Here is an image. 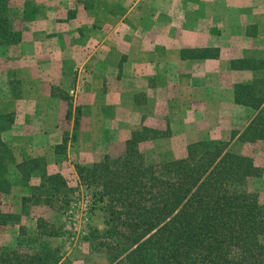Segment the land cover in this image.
I'll return each instance as SVG.
<instances>
[{
  "label": "crops",
  "instance_id": "obj_1",
  "mask_svg": "<svg viewBox=\"0 0 264 264\" xmlns=\"http://www.w3.org/2000/svg\"><path fill=\"white\" fill-rule=\"evenodd\" d=\"M19 1L21 11L32 6L33 17L22 23L9 70L21 80L17 106L26 108L17 120L34 124V139L38 133L45 140L54 132L63 137L70 101L84 109L86 131L98 128L105 137L111 130L125 140L135 126L159 129L162 109L170 110L172 136L158 142L193 127L207 135L202 118L213 117L220 138L230 141L254 115L234 101V84L254 73L232 69L231 61L257 49L264 56V0ZM198 47H217L220 56L182 58L183 49ZM46 124L54 127H37ZM238 137L230 147L264 167V141Z\"/></svg>",
  "mask_w": 264,
  "mask_h": 264
},
{
  "label": "trees",
  "instance_id": "obj_2",
  "mask_svg": "<svg viewBox=\"0 0 264 264\" xmlns=\"http://www.w3.org/2000/svg\"><path fill=\"white\" fill-rule=\"evenodd\" d=\"M32 13L29 4L21 11L14 0H0V45L19 44L22 23ZM257 50L253 57L231 61L232 69L254 73L234 84V101L254 115L230 141L203 139L190 143L184 157L152 160L141 144L170 133L139 125L117 156L107 153L100 161L75 165L80 183L94 189L93 207L100 204L105 213L100 234L110 264H264V204L258 188L264 167L230 147L237 136L243 142L264 141V56ZM181 56L218 58L220 49L188 48ZM77 127L76 117L74 138ZM11 154L0 132V194H9L13 186ZM42 176L24 199L54 208L66 181L60 173ZM59 228L45 218H38L30 234L21 226L16 244L0 246V264H65L51 241L63 234Z\"/></svg>",
  "mask_w": 264,
  "mask_h": 264
},
{
  "label": "rangeland",
  "instance_id": "obj_3",
  "mask_svg": "<svg viewBox=\"0 0 264 264\" xmlns=\"http://www.w3.org/2000/svg\"><path fill=\"white\" fill-rule=\"evenodd\" d=\"M19 3V0H14L15 6ZM15 45L18 44L0 45V132L12 151L9 177L13 184L9 194H0V215L3 214L0 219V246L16 244L21 226L30 234L36 229L38 218H45L52 221L56 227H61L59 231L63 234L51 238V241L54 247L59 248L65 264H110V251L102 244L100 234L105 228V213L100 204L93 207L94 189L80 183L75 165L100 161L107 153L117 156L124 149L125 139L119 138L117 132L111 130L105 137L104 132L98 128L90 127L86 131V125H83L84 121L81 119L84 109L80 106L75 107L69 95L67 96L70 98L68 101L71 114L67 122L60 124L64 131L63 137L61 132L58 134L59 137L54 132L48 140L42 138L40 133L36 135V139L32 138L29 131L34 129V124L23 122L20 117L17 120L18 110L22 113L26 108L17 106V98L22 97L21 80L18 79L16 72L9 70V65L13 62L9 54ZM167 112L170 110L162 109V116L158 117L159 129L170 133L166 138L172 136ZM209 112L216 116L212 110ZM76 117L78 127L74 138ZM213 118H202L206 120V127L210 128L207 135L203 127H193L187 133H179V137L173 140L158 142L155 139L143 142L141 149L147 152L146 155L152 160L184 157L190 144L188 140L200 138L203 132L205 134L199 140L221 139L222 129L217 132L215 127L217 120ZM37 127H42L40 131L43 129L50 131L54 126L46 124ZM21 128H24V131H20ZM20 136L24 137L20 139ZM31 159H38L39 162H28ZM42 173H60L66 181V187L56 198L54 208L37 203L35 198L24 199L25 196H30L34 186L41 183ZM258 188L261 191V202L264 204V176L260 179Z\"/></svg>",
  "mask_w": 264,
  "mask_h": 264
}]
</instances>
